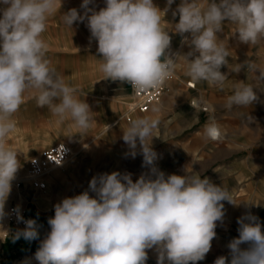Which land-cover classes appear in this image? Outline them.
<instances>
[{"label": "clouds", "instance_id": "1", "mask_svg": "<svg viewBox=\"0 0 264 264\" xmlns=\"http://www.w3.org/2000/svg\"><path fill=\"white\" fill-rule=\"evenodd\" d=\"M174 2L167 0L161 9L154 0H105L97 11L94 0H82L83 14L72 8L62 14V21L71 29L75 22L86 21L89 43H97L103 79L129 84L137 92L159 89L173 79L177 57L187 62L188 78L220 90L228 80L222 66L235 73L246 66L258 71L257 80L264 83V70L248 60L230 68L228 44L218 37L227 21L236 26L232 36L240 43L257 45L264 39V0H209L206 9L198 0H180L172 10V17H179L171 23L174 31H166L161 25ZM61 7L62 0H0V228L9 215L6 203L21 168L19 153L7 138L26 99H34L38 108H47L59 121L69 120L79 134L95 122L89 104L47 57L49 46L42 34ZM170 33L189 47L186 54L172 52ZM256 88L237 81L225 107L250 106L258 100ZM160 111L153 106L152 115L133 119L123 130L126 155H142L148 171L135 181L131 173L120 171L93 176L87 190L54 205L42 238L43 225L25 220L17 206L13 211L25 227L11 234L13 242L39 240V264H147L149 251L155 253L156 264L203 261L217 237L218 223H223L224 202H241L223 183L217 185L187 167L183 175H166L157 167L152 140ZM204 137L220 140V126L206 124ZM253 205L246 202L249 210L237 219L238 236L227 243L228 255L218 256L213 264H264V224L250 211Z\"/></svg>", "mask_w": 264, "mask_h": 264}, {"label": "rangeland", "instance_id": "2", "mask_svg": "<svg viewBox=\"0 0 264 264\" xmlns=\"http://www.w3.org/2000/svg\"><path fill=\"white\" fill-rule=\"evenodd\" d=\"M166 2L154 0L161 9H164ZM198 2L206 9L209 0ZM179 3L180 0H175L166 13L161 25L164 30L174 31L171 23L178 22L179 17L173 18L172 10ZM81 4L82 0H62L61 9L49 17L42 38L49 46L47 57L51 66L63 76L67 84L77 89L79 98L89 104L95 122L87 133L79 134L80 130L69 120L59 121L47 108H38L34 99H26L14 116L16 128L7 138L9 147L19 153L21 168L17 177H23L27 172L30 157L55 143L64 142L76 153L81 146L85 147L70 160L74 167L64 186L58 183L61 180L56 179L46 183L44 191H36L30 185L19 182L17 188L21 200L16 193H11L6 211L9 213V208L19 206V209H24V215L27 209L40 215L44 220L40 230L42 238L48 230V217L54 215V209L42 211L37 207L35 199L42 192H46L53 200L52 204H55L64 197L87 190L91 178L100 173L128 172L135 181L148 169L143 166L142 155L138 154L135 158L126 155L129 149L122 139L123 130L136 116L152 115L151 109L158 106L161 109L160 125L152 140L153 149L158 155L157 167L166 175H183L187 167L189 172L202 178L206 176L217 185L223 183L231 190L236 202H241L239 206L224 202L225 216L223 223H218L216 228L217 237L212 241L206 258L198 262L213 264L218 256L228 255L227 243L238 236L237 219L249 210L245 207L246 202L255 204L250 207V211L264 224V83L257 80L259 72L247 70L245 66L235 73L227 66H222L221 71L228 74V80L224 89L220 90L209 86L207 82L197 83L188 78L185 75L187 62L177 57L175 76L166 83L165 93L160 100L145 113L133 112L129 120L125 117L132 102L128 85L103 79L99 70L101 60L97 54V43H89L90 31L86 21L75 22L72 29L62 21V14L72 8L83 14ZM94 4L98 11L105 6V0H94ZM161 16L164 18L163 12ZM235 27L225 21L223 32L218 33V37L229 47V67L237 63L244 64L248 60L258 69L264 70V39L254 46L240 43L232 36ZM170 35L173 53L183 55L190 50L181 43L179 35ZM190 81L195 86L191 89L186 86ZM237 81L256 86L258 100L248 107L233 106L229 110L225 107L226 99L232 94ZM182 95L186 96L183 98ZM194 99H198L199 105L208 110L202 111L191 105ZM113 122L115 125L106 129ZM212 122L218 124L222 131V138L218 141L204 137L205 125ZM9 215L2 222L3 228H0L1 231L5 230L3 235L0 234V264H39L35 259L37 249L22 250L6 245L12 233L23 229L11 223ZM32 242L34 247L39 246V240ZM147 264H156V256L152 251H149Z\"/></svg>", "mask_w": 264, "mask_h": 264}, {"label": "built area", "instance_id": "3", "mask_svg": "<svg viewBox=\"0 0 264 264\" xmlns=\"http://www.w3.org/2000/svg\"><path fill=\"white\" fill-rule=\"evenodd\" d=\"M127 85L132 97V102L129 104L127 112L125 113V117L127 119L130 118V114H132L133 112H147L150 106L153 103H157L162 97L163 93H165V85L159 89H151L145 92H137L132 88L131 85ZM186 86L190 89L193 88L191 81L187 82ZM194 102L195 101H192L191 105L201 108L202 111L208 110L207 107H201L200 105H196ZM71 153L72 148L68 144L64 142H58L45 149H42L37 155L30 157L27 164V172L24 175V179L27 180V185H30L32 189L36 191L44 190L47 186L44 177L52 169H56L62 166V164L66 162L70 157ZM21 183L23 182L21 181ZM13 209L15 208H9L10 215L8 220L15 226L24 228V223L17 220L16 214ZM20 214L25 220H27L24 215L23 208L21 209Z\"/></svg>", "mask_w": 264, "mask_h": 264}, {"label": "bare ground", "instance_id": "4", "mask_svg": "<svg viewBox=\"0 0 264 264\" xmlns=\"http://www.w3.org/2000/svg\"><path fill=\"white\" fill-rule=\"evenodd\" d=\"M111 126V125H110ZM80 151V149H79ZM79 151L77 153H79ZM76 152H73L71 153L70 157L67 159L66 162H64L62 164V166H60L59 168H56V169H52L51 171H49L47 173V175L44 177V180L46 183H49L50 181H55L56 179L59 180V177L60 175H62V173L66 170L67 167H69L70 163H71V159H73L75 157V155H77ZM70 161V163H69ZM68 163V164H67ZM26 174V172H25ZM24 174V175H25ZM24 175L23 177H16V179L13 181V185H12V191L11 193H16L17 196H19V200H21V197H20V194H19V190L17 188L18 186V183L19 182H23L25 183V185L27 184V180L24 179ZM60 183V182H59ZM61 189V188H60ZM44 191V190H42ZM61 192V191H59ZM10 196H12V194H10ZM10 199V197H9ZM53 201L47 194L46 192H42L40 195H38L35 199V202H36V205L39 209H41L42 211L43 210H50V209H54V205L58 202H56L55 204H52ZM7 205V204H6ZM6 210V208H5ZM20 211H21V208H20ZM54 211V210H53ZM7 212V211H6ZM6 220V219H5ZM4 231L5 230H0V234L3 235L4 234Z\"/></svg>", "mask_w": 264, "mask_h": 264}, {"label": "trees", "instance_id": "5", "mask_svg": "<svg viewBox=\"0 0 264 264\" xmlns=\"http://www.w3.org/2000/svg\"><path fill=\"white\" fill-rule=\"evenodd\" d=\"M27 217H30V219H36L37 222L39 224H41L44 220L40 217V215L35 214L34 212H32L30 209H27L26 214ZM8 248H12L13 246H16L22 250H26V249H37L38 247H34L33 242H27L25 241L23 238L13 242L12 238L9 239V241H7Z\"/></svg>", "mask_w": 264, "mask_h": 264}, {"label": "crops", "instance_id": "6", "mask_svg": "<svg viewBox=\"0 0 264 264\" xmlns=\"http://www.w3.org/2000/svg\"><path fill=\"white\" fill-rule=\"evenodd\" d=\"M193 87H195V86H193ZM170 88H171V86H170ZM185 96H186V95H182L183 98H184ZM194 101H195L194 103H195L196 105H199V104H200V102H199L198 99H194ZM200 106H202V105H200ZM137 117H139V116H136L135 118H137ZM135 118H134V119H135ZM130 119H131V118H129V120H130ZM110 125L113 126V125H115V123L113 122V124L111 123ZM110 125H108V126L106 127V129H107ZM111 126H110V127H111ZM45 143H46V141H45ZM84 147H85V146H81L80 150H83ZM73 167H74V163H70L69 167H67L66 170L62 173V175H60V177H59V181L61 180L60 183L62 184V186H64V185L66 184L67 176L71 175ZM58 183H59V182H58ZM60 183H59V184H60ZM57 185H58V184H57Z\"/></svg>", "mask_w": 264, "mask_h": 264}]
</instances>
